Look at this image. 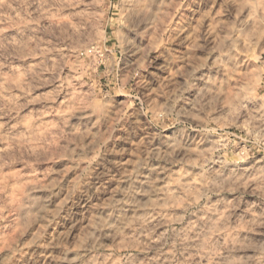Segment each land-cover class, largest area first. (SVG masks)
Segmentation results:
<instances>
[{
    "label": "clouds",
    "instance_id": "1",
    "mask_svg": "<svg viewBox=\"0 0 264 264\" xmlns=\"http://www.w3.org/2000/svg\"><path fill=\"white\" fill-rule=\"evenodd\" d=\"M0 264H264V0H0Z\"/></svg>",
    "mask_w": 264,
    "mask_h": 264
}]
</instances>
